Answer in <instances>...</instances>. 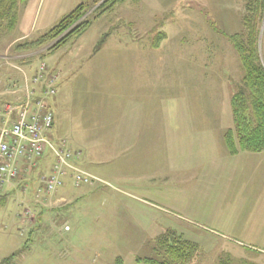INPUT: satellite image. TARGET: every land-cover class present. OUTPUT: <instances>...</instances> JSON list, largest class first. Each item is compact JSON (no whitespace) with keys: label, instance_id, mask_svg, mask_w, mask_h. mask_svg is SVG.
<instances>
[{"label":"rangeland","instance_id":"1","mask_svg":"<svg viewBox=\"0 0 264 264\" xmlns=\"http://www.w3.org/2000/svg\"><path fill=\"white\" fill-rule=\"evenodd\" d=\"M246 2L127 0L48 55L45 63L60 76L51 100L57 136L81 150L80 166L106 183L68 182L53 203L31 199L34 190L7 188L0 194V264H146L139 259L162 261L159 238L170 233L195 246L186 264H264V252L250 260L233 240L262 226L261 212L249 205L263 192L264 154L234 159L225 142L234 127L231 98L245 86L239 54L224 34L244 32ZM82 4L92 16L93 0H24L19 28L10 32L2 22L6 98L22 91L14 76L32 77L43 62L15 53L16 44L45 35ZM45 153L48 173L55 158ZM234 161L245 169L235 180ZM59 197L66 202L56 205Z\"/></svg>","mask_w":264,"mask_h":264},{"label":"trees","instance_id":"2","mask_svg":"<svg viewBox=\"0 0 264 264\" xmlns=\"http://www.w3.org/2000/svg\"><path fill=\"white\" fill-rule=\"evenodd\" d=\"M22 1L24 0H0V25L2 22L7 21V28L10 32L16 29L18 9ZM93 1L97 8L92 16L86 17L90 7L82 4L61 19L45 35L33 41L17 43L13 49L14 52L21 55L37 54L45 63L48 55L76 43L95 23L102 20L113 12L118 5L125 3L127 0ZM245 10L243 17L244 32L232 36L223 33L236 49L244 67L243 83L245 88H241L231 98L234 127L225 133L227 150L232 156L241 152L261 153L264 151V36L262 37L264 0H247ZM110 34L111 32L105 33L100 38L92 57L102 50ZM165 37L164 33H158L153 42L155 50L161 48ZM47 66L51 71L52 69L48 64ZM54 136L56 139V131ZM170 234L159 238L160 251L164 252L165 255L162 261L153 259H139V261L146 264H186L189 262L193 256L191 253L196 249L195 246L187 244V242H181L178 239L172 241L173 237L171 235L174 234ZM16 255L15 252L6 258L4 263L9 262ZM115 264H124L123 259L118 258Z\"/></svg>","mask_w":264,"mask_h":264},{"label":"built area","instance_id":"3","mask_svg":"<svg viewBox=\"0 0 264 264\" xmlns=\"http://www.w3.org/2000/svg\"><path fill=\"white\" fill-rule=\"evenodd\" d=\"M24 74V95L12 101L0 100V194L7 188L23 194L34 190L31 199L49 202L68 182L76 188L106 183L80 166L81 150L50 136L55 133L51 100L58 94L59 75L44 62L32 77ZM46 148L55 158L48 173L41 162Z\"/></svg>","mask_w":264,"mask_h":264},{"label":"crops","instance_id":"4","mask_svg":"<svg viewBox=\"0 0 264 264\" xmlns=\"http://www.w3.org/2000/svg\"><path fill=\"white\" fill-rule=\"evenodd\" d=\"M20 5H19V9L18 11L20 10ZM19 28V20L17 22V26H16V29L17 30ZM16 42V41H15ZM3 57H5L4 55H0V60L3 59ZM26 73V72H25ZM28 76V75H27ZM13 78H15V80H18V81H21V88H22V91L18 92V90H13L12 92L9 90L7 92V98H6V92L2 91L3 89H0V100L1 101H12V100H16L17 98H21V96L24 95V90L26 89V76L25 74L23 75V77H21L22 79H18V77L14 76ZM11 96V97H9ZM11 98V99H10ZM55 131H56V136H57V132L60 133V129H59V124L56 122V125H55ZM57 139H59V137L57 136L56 137ZM63 139V138H62ZM264 154V151L261 152V153H248V152H241L239 153L238 155H235V156H232L234 159H238L240 157H255V156H258V157H261V155ZM213 162V161H212ZM241 162L239 161H234L233 163V177H234V180H235V177H240L243 175H245V169L241 166ZM258 165L261 169H264V162H258ZM47 165H44V168H46ZM49 171V169H48ZM45 172V170H44ZM262 175L261 172H258L257 173V177H260ZM228 176V174H227ZM242 178V177H241ZM261 180H262V186H263V192H260L261 196H260V199L259 201L254 200L250 202V205L249 207H251L252 205H255L257 206V211H260L261 213L257 214L256 215V219H257V223L258 224H262V226L260 228H257L256 230H252V232H255L252 233L249 231V235H245V236H242L241 237H237L236 239H233L234 240V243H236V247H239V248H243V249H246L248 250V255L251 257L250 260L253 259L252 255H257V254H260L261 252H264V174L261 176ZM55 196V195H54ZM54 196L51 198V200L49 201L50 203H53V198ZM257 198V197H256ZM55 204L57 205L58 203H63V202H66V198H60L55 200L54 201ZM262 233V234H260ZM241 260V259H240ZM242 262V260H241ZM250 264L251 261H249Z\"/></svg>","mask_w":264,"mask_h":264}]
</instances>
